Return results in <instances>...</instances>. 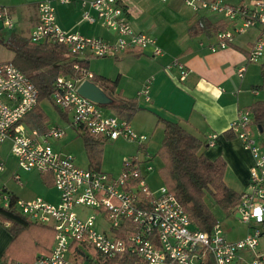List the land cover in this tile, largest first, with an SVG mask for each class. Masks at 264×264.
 Wrapping results in <instances>:
<instances>
[{
  "label": "built area",
  "instance_id": "1",
  "mask_svg": "<svg viewBox=\"0 0 264 264\" xmlns=\"http://www.w3.org/2000/svg\"><path fill=\"white\" fill-rule=\"evenodd\" d=\"M57 1L65 4L72 0ZM180 1L195 13L221 14L231 25L215 34L217 42L210 46L212 51L228 47L236 34L249 27H264V0H252L250 4ZM81 4L83 18L115 33L114 40L62 29L52 0L38 3V21L30 40L63 44L71 57L85 52L96 57H115L126 51L142 52L148 47L153 56L163 55L154 35L133 28L126 0H81ZM88 8L96 14L92 15ZM0 20L4 28H14L16 23L6 6L0 7ZM263 58L264 40L257 39L248 60L260 62ZM165 69L169 74L177 70L181 82L190 73L178 57L172 58ZM245 70L246 66L241 65L238 75L243 77ZM79 74L59 76L54 83L52 97L70 116V125L98 139L136 141L140 155L126 157L118 175L79 166L72 154L51 144V139L65 136L64 127L50 125L41 135L26 124L25 119L39 104V89L11 60H0V151L10 142L9 149L18 166L42 175L51 174L59 192V201L53 203L43 196L22 198L7 185L0 186V207L33 222L51 225L55 233L52 249L38 254L32 262L1 260L0 264H131L132 258L133 264H208L210 258L215 264H238L243 252L252 253L251 264H264V149L253 131L251 110L242 108L230 126L254 159L249 185L235 208L249 232L242 238L230 239L220 221L211 231L199 229L166 184L152 191L147 178L156 167L151 162L152 155L142 147L149 136L137 132L128 119L105 113L100 104L82 96L78 88L85 80L93 81L95 73L80 68ZM151 82L148 79L138 93L146 101L151 100ZM217 138L216 133L208 135L207 146H215ZM5 167L6 161L1 159L0 173ZM13 178L20 183L17 171ZM85 208L93 212L86 213ZM5 226L10 223L5 222Z\"/></svg>",
  "mask_w": 264,
  "mask_h": 264
},
{
  "label": "crops",
  "instance_id": "2",
  "mask_svg": "<svg viewBox=\"0 0 264 264\" xmlns=\"http://www.w3.org/2000/svg\"><path fill=\"white\" fill-rule=\"evenodd\" d=\"M40 1L34 0L37 10L36 19L32 22L28 21L24 15L12 11L16 18L14 27L27 31L25 34H21L22 36L29 37L34 25L37 23V6ZM156 1L163 2L161 0H126V3L130 9V21L133 28L136 31L154 35L164 50L163 55L153 56L152 48L148 47L142 52L126 51L115 57H96L89 52H85L77 55L76 58L87 60L88 65L86 68L95 75L99 74L111 79H118V86L114 93L115 97L137 99L140 109L129 121L137 132L149 136L142 147L145 152L152 155V159L155 156L153 154L159 149L164 135V124L160 119L176 120L204 142L201 152L208 158L214 160L222 157L226 160L225 180L230 187L242 193L249 185V175L254 159L241 139L236 135L234 138L229 139L225 133L230 130L232 122L239 116L242 108H249L259 100L264 101V90L256 88L257 85L263 82L261 66L264 58L260 62L248 60L254 42L257 39L264 40V27H249L245 31L236 34L228 47L212 51L210 46L217 42L215 34L201 33L192 36L188 33V29L198 15H205L210 21L220 22L226 28H229L231 25L221 14L205 11L195 13L191 8L189 11H184L181 5L178 7L167 6V9H169V12L166 13L168 21L164 28L159 29L158 22L154 18ZM169 1L163 3L166 4ZM226 1L228 3H252V0ZM52 3L55 6L57 22L62 29L79 31L88 36H99L111 41L115 39V33L109 29L98 22L91 23L83 18L84 8L81 0H72L70 3L65 4L52 0ZM61 5L69 7L59 8ZM187 8L189 9L188 6ZM88 10L92 15L96 14L95 10L91 8H88ZM175 57L180 58L190 69L185 82L179 80L177 70H174L173 74H169L165 69V66ZM109 62H114V78L111 74H107V71L105 72V67ZM241 65L246 66L243 77H240L237 73ZM115 68H119V70ZM148 79H152L150 101H146L144 96L138 95ZM97 84L102 87L99 83ZM40 103L39 106H41ZM112 111L114 110L112 109ZM111 114L122 117L115 111ZM60 115V119L58 121L53 120V122L49 116L44 131L39 130L32 122L28 121V116L25 121L31 128L37 129L41 135L47 132L50 125L64 127L67 134V128L72 127L69 122L70 116L68 114L66 116ZM136 118H139V121L134 124ZM252 118L253 131L264 149V132L254 122L253 114ZM157 130L161 136L158 140H155ZM211 133H216L218 138L215 146L208 147L206 140ZM65 136L60 139H51L52 146L59 151L72 154L75 157V162L79 163L73 151L64 149V146L68 143V141H63ZM139 149L140 145L138 144L137 150ZM149 176L147 178L148 182L150 180L153 183L154 180L150 179ZM48 178L52 179L51 174L43 175L44 181ZM47 186L54 187L58 197L53 201L44 195L42 196L50 202H58L59 192L54 183ZM230 216L235 220H239V214L235 209ZM5 222L0 220V261L13 240V235L9 230L12 227L11 222H9V227L5 226ZM43 225L52 228L51 225ZM235 229H230L231 233H229L230 230H226V236L230 239H239L249 232V226L247 225L242 231H236ZM53 244L54 241L51 249ZM261 249H264V243L261 245ZM252 258V253L243 252L238 264H251Z\"/></svg>",
  "mask_w": 264,
  "mask_h": 264
},
{
  "label": "trees",
  "instance_id": "3",
  "mask_svg": "<svg viewBox=\"0 0 264 264\" xmlns=\"http://www.w3.org/2000/svg\"><path fill=\"white\" fill-rule=\"evenodd\" d=\"M225 28L220 22H212L205 15H198L191 23L188 33L192 36L201 33L216 34ZM4 43L14 52L11 62L28 75L38 87L39 102L49 98L55 103L52 95L56 79L59 76L78 77L80 68H86L88 65L87 60L71 57L63 44H38L19 33H12ZM261 74L263 82L256 88L264 90V62L261 66ZM93 81L99 83L112 97V102L107 106L123 118L130 120L140 109L136 98L115 97L118 79L97 74ZM55 105L58 107L56 103ZM58 109L63 116H66L61 108ZM249 109L254 116V122L264 132V101L254 102ZM27 119L39 130L44 131L49 116L38 105ZM160 120L164 124V135L157 155L163 161L160 167L162 180L176 195L198 228L211 231L219 219L207 203L206 196L210 195L223 213L230 216L240 203L242 193L227 184L225 180L227 163L224 158L218 157L214 160L208 158L201 152L204 142L178 121L167 118ZM225 134L229 139L235 137V133L231 130ZM82 137L89 168L100 170L101 146L104 140L95 138L89 133L82 134ZM45 182L47 185H52L53 179L48 178ZM0 220L11 222L12 227L9 230L13 235L12 243L3 254L2 260L20 259L31 262L38 253L51 250L55 234L51 227L33 222L18 212L3 207H0ZM32 228L37 232L33 247L25 244V239ZM134 261L135 258H132L131 264ZM208 264H215V261L210 258Z\"/></svg>",
  "mask_w": 264,
  "mask_h": 264
},
{
  "label": "rangeland",
  "instance_id": "4",
  "mask_svg": "<svg viewBox=\"0 0 264 264\" xmlns=\"http://www.w3.org/2000/svg\"><path fill=\"white\" fill-rule=\"evenodd\" d=\"M57 1V0H54ZM155 1V0H153ZM58 2V1H57ZM155 4V15L154 18L157 20V26L164 28L168 21V17L166 13L169 12L167 6H182L183 10L189 11L185 4H183L180 0H170L169 2L161 3L156 1ZM173 3V4H172ZM59 4V3H58ZM6 5L9 10L15 11L20 15H24L28 21H34L36 19V6L34 0H0V7ZM61 7H69L67 5H61ZM25 34L27 31L18 29L17 27L14 28H3L0 31V60H11L14 56V52L5 45V40L12 34L17 33ZM97 60V59H93ZM95 66V65H94ZM116 69V68H115ZM116 70H119L116 69ZM107 74H111L114 78V62H109L107 67H105V72ZM41 106L43 107L44 111L48 116L53 120H59L61 117L60 110L55 105L53 100L49 98H44L40 101ZM103 111L105 113H114L110 107L107 105H101ZM139 121V118L134 120V124ZM27 124V123H26ZM28 125V124H27ZM158 130L156 131L155 140L160 138V134H158ZM63 141H68L67 145L64 146L65 150L73 151L76 154V159L79 163H77L81 167H89V160L87 153L85 151L83 137L82 134H79L73 127L67 128V134ZM160 142V140H159ZM162 142V140H161ZM161 146V145H160ZM10 142H6L4 145L3 151H0V160L4 159L6 161L5 170L0 173V186L4 184L9 187L10 190L14 191L22 198H32L35 196H46L50 200H56L58 197L57 191L54 187H48L43 180V175L36 171H26L23 168H20L17 163V159L11 154L10 152ZM160 148V147H159ZM101 159H100V168L103 171L113 173L114 175H118L121 172L123 161L126 157L137 155L138 153V143L133 140H128L124 138H118L114 140H104L101 146ZM154 153V158L151 159V162L156 166L155 170L150 173V179H153V183L150 182V186L152 191L156 192L160 188V186L164 183L160 174V167L162 165L161 158ZM155 152V151H152ZM140 155V154H139ZM17 171L20 175V183L13 178V173ZM206 201L209 206L214 211L215 215L218 219H220V223L222 224L223 228L226 230H230L236 228V231H242L246 227V224L239 220H235L232 216H226L223 213L221 208L215 204L213 198L210 195L206 196ZM80 211V209H78ZM84 212L92 213L93 209L85 208ZM36 229L32 228L29 230V234L25 239V244L27 246L33 247L34 238L36 235ZM227 233V231H226ZM231 233V230L229 231Z\"/></svg>",
  "mask_w": 264,
  "mask_h": 264
},
{
  "label": "water",
  "instance_id": "5",
  "mask_svg": "<svg viewBox=\"0 0 264 264\" xmlns=\"http://www.w3.org/2000/svg\"><path fill=\"white\" fill-rule=\"evenodd\" d=\"M2 28L3 23L0 20V29ZM78 91L82 96L97 102L100 105H109L112 102V97L92 80H85L78 88Z\"/></svg>",
  "mask_w": 264,
  "mask_h": 264
}]
</instances>
